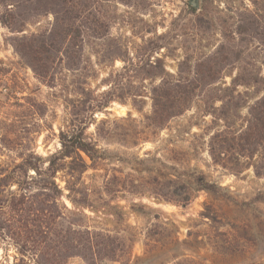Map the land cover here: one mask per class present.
Instances as JSON below:
<instances>
[{
    "label": "trees",
    "instance_id": "trees-1",
    "mask_svg": "<svg viewBox=\"0 0 264 264\" xmlns=\"http://www.w3.org/2000/svg\"><path fill=\"white\" fill-rule=\"evenodd\" d=\"M118 1L128 4L131 0ZM201 1L199 9L187 5L191 13H199L195 19L199 28L216 26L221 41L213 50L193 61L185 56L174 75L162 74L165 70L160 58L152 61L151 54L136 55L138 62L134 64L139 73L161 77L147 89V95L124 91L118 80L102 92V102L95 104L96 100L77 97L84 88L73 87L75 96L65 103L56 135L59 147L42 155L36 151V140L43 130L47 105L35 92L40 85L62 86L67 73L79 72L88 39L100 42L108 24L100 16V0H0V24L11 33L7 41L18 61L37 80L35 90L12 80L11 85L4 84V98H0V239L15 247L18 261L68 264L69 258L80 256L88 264H97L101 259L118 257L125 239L102 230L75 227L61 198L66 191L69 200L76 201L72 195L82 191V175L98 170L99 165L101 169L106 161L107 150L87 133L93 112L112 101L124 102L126 96L133 105L142 101L138 96L150 102L149 112L140 118L130 114L120 118L131 122L124 135L134 144L153 140L200 95L214 92L205 103V113L218 124L208 134L209 157L233 175L251 169L256 177L264 178V0H228L230 13L226 17L210 15L206 6L211 0ZM41 16L51 17L49 27L26 31V26ZM109 55L123 62L130 60L126 51L122 56ZM129 63L133 65L132 58ZM227 68L234 70L229 84L216 86ZM7 73L0 67V86ZM239 87L244 90L239 91ZM242 108L246 109L243 115ZM113 131L106 118L95 124L97 138L109 137ZM152 173L150 193L169 201L179 190L186 191L179 175L158 178ZM188 177L186 183L208 194L221 188L203 173L193 172ZM106 179L104 176V183ZM102 186L106 193L118 191ZM202 216L215 219L212 207L206 206Z\"/></svg>",
    "mask_w": 264,
    "mask_h": 264
},
{
    "label": "rangeland",
    "instance_id": "rangeland-1",
    "mask_svg": "<svg viewBox=\"0 0 264 264\" xmlns=\"http://www.w3.org/2000/svg\"><path fill=\"white\" fill-rule=\"evenodd\" d=\"M187 1L131 0L123 4L118 0H100V16L108 24V31L100 42L88 39L83 50V67L79 72L67 73L61 87L40 85L35 92L47 105L43 130L36 140L38 153L45 155L59 147L56 135L65 103L75 96L73 87L84 88L77 97L96 100L95 104L102 102V92L118 80L123 83L124 91L130 89V94L147 95V89L161 77L138 72L134 63L143 52L151 54L152 61L162 60L165 70L162 74L174 75L185 56L193 61L219 44L221 36L216 26L199 28L195 22L199 13H191ZM199 3L201 6L202 1ZM206 7L214 17H226L230 13L228 0H211ZM50 22V16L38 17L26 26V31L43 30ZM10 35L0 24V60L4 61L0 67L8 70L3 77L5 83L0 86V98H4V84L11 85L12 80L30 90H35L37 84L33 73L18 61L9 45ZM125 51L130 58L125 62L109 55L111 52L122 56ZM131 58L133 65L129 63ZM232 73L234 70L227 68L216 86L229 84ZM213 96L214 92L200 95L153 140L134 144L124 135L129 132L131 122L120 118L129 114L140 118L147 114L148 98L138 96L143 102L133 105L131 97L126 96L124 102L112 101L93 112V124L87 133L97 140L101 149L107 150L106 161L101 169L99 165L98 170L90 169L82 175L83 183L79 186L82 191L72 195L76 201L72 203L64 191L61 202L69 210L67 216L75 227L102 230L125 239L116 259H101L97 264H264V178L256 177L251 169L233 175L212 162L206 143L208 134L218 124L205 113V103ZM245 113L246 109L242 108L241 114ZM101 118L108 119L114 130L103 139L95 134V124ZM111 168L118 171L111 173ZM152 172L158 178L170 173L179 175L186 191L179 190L169 201L150 193ZM193 172L203 173L221 188L208 194L195 184L186 183L184 180ZM104 184L118 191L103 192ZM206 206L212 207L215 219L202 216ZM50 263L18 261L15 247L0 239V264ZM68 264L88 262L73 256Z\"/></svg>",
    "mask_w": 264,
    "mask_h": 264
},
{
    "label": "water",
    "instance_id": "water-1",
    "mask_svg": "<svg viewBox=\"0 0 264 264\" xmlns=\"http://www.w3.org/2000/svg\"><path fill=\"white\" fill-rule=\"evenodd\" d=\"M187 2L191 7L195 9H198L200 6L199 0H188Z\"/></svg>",
    "mask_w": 264,
    "mask_h": 264
}]
</instances>
